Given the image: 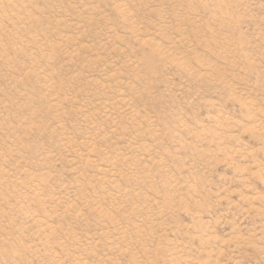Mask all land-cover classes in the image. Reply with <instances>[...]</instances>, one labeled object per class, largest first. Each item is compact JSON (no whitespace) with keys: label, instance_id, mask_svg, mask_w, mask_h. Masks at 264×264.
<instances>
[{"label":"rangeland","instance_id":"rangeland-1","mask_svg":"<svg viewBox=\"0 0 264 264\" xmlns=\"http://www.w3.org/2000/svg\"><path fill=\"white\" fill-rule=\"evenodd\" d=\"M0 264H264V0H0Z\"/></svg>","mask_w":264,"mask_h":264}]
</instances>
